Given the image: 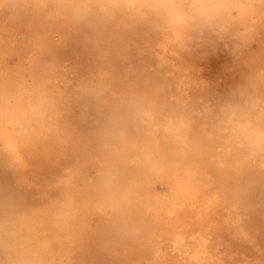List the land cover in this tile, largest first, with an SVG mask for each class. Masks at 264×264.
Instances as JSON below:
<instances>
[{
    "label": "rangeland",
    "instance_id": "1",
    "mask_svg": "<svg viewBox=\"0 0 264 264\" xmlns=\"http://www.w3.org/2000/svg\"><path fill=\"white\" fill-rule=\"evenodd\" d=\"M8 2L0 20L29 56L51 5L71 4ZM181 2L147 13L159 65L140 71L130 42L96 63L87 46L52 72L26 70V56L6 73L0 264L13 246L36 248V264H264V141L238 134L245 98L264 117V0L215 14ZM99 7L108 28L117 12Z\"/></svg>",
    "mask_w": 264,
    "mask_h": 264
},
{
    "label": "bare ground",
    "instance_id": "2",
    "mask_svg": "<svg viewBox=\"0 0 264 264\" xmlns=\"http://www.w3.org/2000/svg\"><path fill=\"white\" fill-rule=\"evenodd\" d=\"M25 1L27 4L31 3L33 7H39L38 2H40V0ZM160 2L161 0H99V3L96 5H91L89 15L88 12L85 11L87 7L86 0H71L69 6L53 4L51 5V11L53 15L57 14L56 20L53 25L44 24L42 26L39 32V35L41 34L39 37L41 44L38 46L37 53H32L30 56L28 52L23 50L24 48L26 49L27 44L23 46H18L16 43L12 44V40H19L20 34L14 33L13 27H6L0 20V85L9 82V77L6 76V73L13 69L14 66L18 67L19 58L23 59L29 56L26 70H46L52 72L59 69L58 67L63 66V63L66 61L63 59V56L68 51H82L87 46L91 47V54L94 57L93 62L96 63L98 61V58H96L97 56H106L110 50L121 54L122 51L120 49L131 42L134 45L133 52H136V54L142 57V61L139 65L140 71H144L152 64L159 65L158 46H160V42H153V35L156 30H154L155 27L152 23L151 25L149 24V26L147 25L146 18L149 11L154 13L155 10L158 9ZM238 2L239 0H216L217 6L209 8V12L215 14L216 10L226 7L227 5H235ZM8 3V0H0V12L5 13L9 5ZM154 5L156 7L153 8ZM99 6L106 9L102 15L103 18L110 17L111 13L109 9L117 12L116 18L108 28L98 27L96 23L98 21ZM123 6L132 7L133 10L125 11ZM16 14L17 13L12 12L9 16L14 17ZM63 15L67 17L61 21V16ZM139 26L145 29L148 27L149 30H152L150 31L149 37L146 35L137 38L134 37V34L139 30ZM70 27H72V30H67ZM55 35L58 36L57 40H54ZM205 48L211 51L215 48V45L205 46ZM194 49H197V47L194 46ZM188 66L192 67L193 64L189 63ZM63 67H66V65ZM74 67L77 70L75 65ZM90 69L92 68L86 70ZM242 101L244 103L242 102L243 104L240 106L241 115L238 120L240 142H246L248 137L256 141H264V117L259 114L263 110L258 109L257 103L250 99L245 98ZM258 153H261V151H252L250 155L254 154V156H256ZM260 163H264V159H261ZM249 165V162L244 160L243 166L248 167ZM204 247H206V245ZM204 251H206V249H204ZM36 257V248L13 246L9 248L7 264H36ZM192 263L211 264L203 261H187L184 264Z\"/></svg>",
    "mask_w": 264,
    "mask_h": 264
},
{
    "label": "clouds",
    "instance_id": "3",
    "mask_svg": "<svg viewBox=\"0 0 264 264\" xmlns=\"http://www.w3.org/2000/svg\"><path fill=\"white\" fill-rule=\"evenodd\" d=\"M186 3L187 8L195 12L197 9L214 8L217 6L216 0H182L180 6Z\"/></svg>",
    "mask_w": 264,
    "mask_h": 264
}]
</instances>
